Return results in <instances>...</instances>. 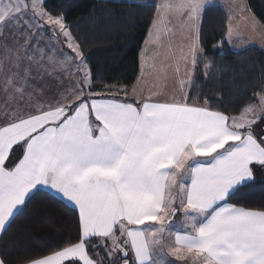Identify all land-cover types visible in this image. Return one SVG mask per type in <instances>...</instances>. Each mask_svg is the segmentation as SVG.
Instances as JSON below:
<instances>
[{
    "label": "snow or ice",
    "instance_id": "snow-or-ice-1",
    "mask_svg": "<svg viewBox=\"0 0 264 264\" xmlns=\"http://www.w3.org/2000/svg\"><path fill=\"white\" fill-rule=\"evenodd\" d=\"M129 3L154 9L131 86L93 71L46 0H0V242L50 201L74 235L23 264H264V205L246 202L264 194V82L227 108L204 91L238 30L209 52L213 0Z\"/></svg>",
    "mask_w": 264,
    "mask_h": 264
},
{
    "label": "trees",
    "instance_id": "trees-1",
    "mask_svg": "<svg viewBox=\"0 0 264 264\" xmlns=\"http://www.w3.org/2000/svg\"><path fill=\"white\" fill-rule=\"evenodd\" d=\"M245 3L264 27V0H245ZM46 7L64 13L73 31L87 45L94 72H100L106 80L120 79L131 86L139 73L138 54L149 31L153 8L107 0H46ZM227 22L221 6L215 5L205 14L202 39L207 51L213 52V45L221 39ZM215 51L219 53L221 49ZM222 51L227 54L223 57L217 54L214 59L230 67L218 70L214 80L204 85V91L212 94L220 90L227 108L236 106L245 92L264 82V52L247 47L236 51L241 53L236 55L227 43ZM246 202L256 207L264 205V194L257 190ZM72 235V215L60 204L40 201L30 209L28 217L17 220L0 244L8 245L13 264H23L24 259L46 254L51 246Z\"/></svg>",
    "mask_w": 264,
    "mask_h": 264
},
{
    "label": "rangeland",
    "instance_id": "rangeland-1",
    "mask_svg": "<svg viewBox=\"0 0 264 264\" xmlns=\"http://www.w3.org/2000/svg\"><path fill=\"white\" fill-rule=\"evenodd\" d=\"M147 2L154 3L155 1L147 0ZM213 2L214 5L221 6L225 10L227 24H232L239 32V39L228 44L231 51L236 52L247 47H255L264 52V27L251 15L250 11L240 13L234 7L236 4L246 7L245 0H213ZM170 83L171 81L168 85ZM172 264H190V261L172 259Z\"/></svg>",
    "mask_w": 264,
    "mask_h": 264
},
{
    "label": "crops",
    "instance_id": "crops-1",
    "mask_svg": "<svg viewBox=\"0 0 264 264\" xmlns=\"http://www.w3.org/2000/svg\"><path fill=\"white\" fill-rule=\"evenodd\" d=\"M107 1H108V0H107ZM112 1L129 3L128 0H112ZM154 1H155L154 3L158 2V0H154ZM136 2H137V3H140V4H153V3H151V2H147V0H136ZM143 47H144V43H143L142 48H143ZM142 48H141V49H142ZM140 52H141V51H140ZM157 64L159 65V58H158V60H157ZM147 80H148L149 83L156 82L157 85L159 86V81L156 80V74H155V73L149 75V76L147 77ZM169 81H171V78L169 79ZM169 81H168V83H169ZM171 83H172V81H171ZM171 83H170L169 87H171Z\"/></svg>",
    "mask_w": 264,
    "mask_h": 264
}]
</instances>
